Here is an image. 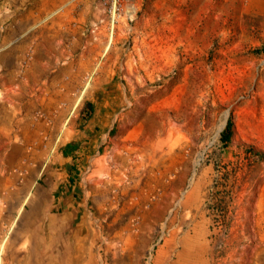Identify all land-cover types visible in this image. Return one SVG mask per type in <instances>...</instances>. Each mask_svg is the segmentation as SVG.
<instances>
[{"label": "rangeland", "instance_id": "374dc122", "mask_svg": "<svg viewBox=\"0 0 264 264\" xmlns=\"http://www.w3.org/2000/svg\"><path fill=\"white\" fill-rule=\"evenodd\" d=\"M74 2L92 57L65 63L58 111L85 142L76 212L35 221L50 193L10 194L0 156V264H264V0Z\"/></svg>", "mask_w": 264, "mask_h": 264}, {"label": "crops", "instance_id": "0c3cea01", "mask_svg": "<svg viewBox=\"0 0 264 264\" xmlns=\"http://www.w3.org/2000/svg\"><path fill=\"white\" fill-rule=\"evenodd\" d=\"M74 1L24 0L22 14L16 11L13 0L2 1L0 7V156L6 159L10 171L5 188L18 196L34 191L50 193V201L33 197L30 202L41 212V217L34 219L39 222L55 221L66 212L74 215L77 206L75 187L71 189L65 178L72 169L70 164L84 153V137L78 135L64 142L58 115L64 108L65 68L74 70L73 63L90 61L91 57L82 51L86 45L79 42L75 15L80 14L73 15L77 7ZM21 37L24 48L18 53L15 46ZM92 159L95 163L97 158ZM55 163L59 169L53 168ZM95 171V165L88 169L89 173ZM136 196L133 190L128 197L133 200ZM19 207L15 205V209ZM49 230L41 235L46 239L45 247L64 233L60 227Z\"/></svg>", "mask_w": 264, "mask_h": 264}, {"label": "trees", "instance_id": "16d2710c", "mask_svg": "<svg viewBox=\"0 0 264 264\" xmlns=\"http://www.w3.org/2000/svg\"><path fill=\"white\" fill-rule=\"evenodd\" d=\"M89 104H87L88 106ZM232 129H233V123L232 120H228V123L224 129V131L222 132L221 135V140L223 143H228L230 141V138L232 136Z\"/></svg>", "mask_w": 264, "mask_h": 264}, {"label": "built area", "instance_id": "2783aa9c", "mask_svg": "<svg viewBox=\"0 0 264 264\" xmlns=\"http://www.w3.org/2000/svg\"><path fill=\"white\" fill-rule=\"evenodd\" d=\"M1 4H2V0H0V7H1ZM0 16H1V12H0Z\"/></svg>", "mask_w": 264, "mask_h": 264}, {"label": "bare ground", "instance_id": "6f19581e", "mask_svg": "<svg viewBox=\"0 0 264 264\" xmlns=\"http://www.w3.org/2000/svg\"><path fill=\"white\" fill-rule=\"evenodd\" d=\"M75 261V260H74ZM75 263V262H74Z\"/></svg>", "mask_w": 264, "mask_h": 264}]
</instances>
